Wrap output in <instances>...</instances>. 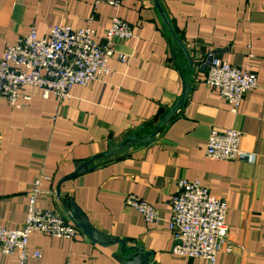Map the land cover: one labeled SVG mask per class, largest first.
I'll return each mask as SVG.
<instances>
[{
	"label": "crops",
	"instance_id": "1",
	"mask_svg": "<svg viewBox=\"0 0 264 264\" xmlns=\"http://www.w3.org/2000/svg\"><path fill=\"white\" fill-rule=\"evenodd\" d=\"M158 1L190 54V73L154 0H122L118 10L95 8V0H0V58L33 28L43 38L57 25L90 27L100 42L114 17L133 29L130 40L116 41L110 74L87 87L74 86L64 103L30 86L22 89L15 107L0 101V226H23L29 192L42 177L39 208L53 209L71 222L73 204L103 237L151 253V264H208L171 253V197L180 180L198 181L228 205L234 251L219 254L216 264H264V0ZM209 54L257 75L258 87L236 114L204 82ZM185 84L188 98L154 142L101 157L143 127L156 126L182 97ZM213 129L241 133L240 148L252 158H208ZM93 160L91 169L60 185L77 163ZM129 195L153 205L159 222L147 223L127 207ZM80 231L74 241L35 233L29 250L40 252L47 264H120V245L92 243ZM0 264H18V259L0 254Z\"/></svg>",
	"mask_w": 264,
	"mask_h": 264
},
{
	"label": "built area",
	"instance_id": "2",
	"mask_svg": "<svg viewBox=\"0 0 264 264\" xmlns=\"http://www.w3.org/2000/svg\"><path fill=\"white\" fill-rule=\"evenodd\" d=\"M106 5L118 10L122 0H95L94 7ZM90 27L75 29L67 25L54 26L48 37H39L33 28L14 45H8L0 58V101L15 107L24 87H37L43 96H53L59 104L71 97L74 86L87 87L97 79L110 74L109 61L115 54L116 41L133 37L131 25L114 17L103 42L95 39ZM123 62L127 56L120 55ZM209 65L204 76L205 84L219 91L232 114H236L244 97L258 87L257 75L209 54ZM207 62H205V65ZM242 135L233 129L210 133L206 154L217 161H246L248 155L240 148ZM3 136L0 133V147ZM42 177L29 192L26 220L19 229L0 226V254L15 255L18 264H47L41 262V253L30 252V238L40 233L52 238L76 240L80 229L53 209L37 206ZM127 207L139 212L147 223L160 220L158 210L148 202L129 195ZM171 217L168 221L172 233L171 253L183 260L202 259L216 264L221 253L232 254L234 245L229 240L226 216L228 205L214 196L198 181L180 180L172 195ZM70 264V263H64Z\"/></svg>",
	"mask_w": 264,
	"mask_h": 264
},
{
	"label": "water",
	"instance_id": "3",
	"mask_svg": "<svg viewBox=\"0 0 264 264\" xmlns=\"http://www.w3.org/2000/svg\"><path fill=\"white\" fill-rule=\"evenodd\" d=\"M158 10L161 14V17L168 29V31L171 33V35L174 37V39L177 41L180 49L183 51L186 62L188 63V73L193 71V62L190 57V54L187 52L185 47L183 46L182 42L178 39V37L175 35V32L171 26V23L169 19L167 18L166 14L163 11V8L158 0H154ZM209 60L207 61V64L205 67L209 65ZM190 92V86L185 84V90L182 95V97L165 113V115L160 119L159 123L155 126L154 124H149L146 127H143L141 129V133H134L130 137H128L124 142L118 144V145H112L109 147V150L104 155H101V157H111V156H117L126 150L138 145V146H148L152 142L155 141V137L160 131L161 128L166 127L173 119L175 113L180 109V107L183 105V103L186 101V99L189 96ZM147 133V134H146ZM93 161L88 162H81L76 164V170L75 172L68 176L66 179H64L60 185H62L63 182L74 178L75 176L84 173L91 169V165L93 164ZM59 185V186H60ZM60 194V190H58V195ZM69 219L70 221L76 225L84 235L87 237L89 241L95 244H100L103 246H109V245H120V248L118 250V254L116 255V259L120 264H151L153 255L151 253H146L141 247L137 245H127V242L125 241H118L114 238H106L100 235L88 222L86 217L75 207V205L71 204L69 207Z\"/></svg>",
	"mask_w": 264,
	"mask_h": 264
}]
</instances>
